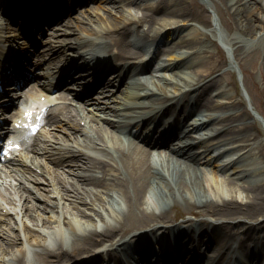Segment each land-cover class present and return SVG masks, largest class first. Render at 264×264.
Returning a JSON list of instances; mask_svg holds the SVG:
<instances>
[{
	"label": "bare ground",
	"instance_id": "6f19581e",
	"mask_svg": "<svg viewBox=\"0 0 264 264\" xmlns=\"http://www.w3.org/2000/svg\"><path fill=\"white\" fill-rule=\"evenodd\" d=\"M109 1L119 3L110 20L93 10L90 17H76L75 22H67L69 30H63L64 36L48 42V49L64 55L66 48L73 47L81 60L88 61L91 56L89 65L94 59L107 56L123 62L120 66L129 70L128 79H123L120 88H117L119 72L113 78L105 76L99 97L92 101L100 110L96 115L102 117L104 124L118 125L121 115L133 116L141 124L142 119L150 118L147 113L154 110L159 117L171 113L174 126L176 123L186 127L180 130L172 148L159 149L154 158L134 139L123 140L104 124H91V117L85 111L57 114L53 128L65 131L60 125L63 120L73 141L64 145L65 141L55 130L52 134L59 145L49 142L48 147L71 166L67 168L69 175L63 174L62 179L50 175L48 183L53 189L45 188L47 192H40V198L30 191L27 179L31 177L26 173L28 177L21 173L25 179L19 175L13 186L9 183L3 187L4 181H0V264H66L81 256H84L83 264H94L98 259L116 258L119 251L131 245L136 248L148 238L174 240L178 243L175 245H184L188 253L180 254L178 246L171 245L156 254L159 259L171 260V264H210L214 259L224 261L226 257H229L226 264H244L243 260L232 258L237 247L245 248L249 260L260 263L264 260L258 247L264 245V175L261 176L264 141L261 139L260 146L253 140L261 131L255 118L244 109L236 90L217 83L215 76L208 77L212 69L200 74L193 68L187 70L198 55L210 48L205 42L214 41V30L204 33L188 22L193 16L185 0L146 3L147 9L163 7L161 16L176 18L156 17L151 13L136 15L139 5L133 4L135 0H97V4ZM222 1L224 12L234 16L233 21L225 19L228 28L225 39L233 52L239 55L258 43L264 52V0ZM22 11L27 15L26 9ZM199 20L209 24L203 17ZM0 22L7 27L2 16ZM181 26L184 34H177L172 41L168 63L156 61L158 68L173 63V72L165 74L156 69L160 74L149 71L148 75L135 76L142 65L130 63L129 58L135 54L132 45H140L148 36L159 33L170 37L171 31ZM95 46L103 51L97 53ZM153 54L154 51L150 57ZM138 56L141 57L137 61L146 59L142 54ZM218 108H223L219 111L225 118L220 113L208 112ZM192 109L196 111L189 114ZM191 116L200 124L195 127L203 128L205 122L211 132L190 134L194 126L187 119ZM160 129L159 137H162L171 130L170 124L163 123ZM166 140L162 137L160 143ZM233 142L238 144L232 145L236 152L231 154L229 164H220L219 158L225 152L220 148ZM253 154L260 155L263 161L257 168L247 162ZM209 165L213 168L212 175L207 174ZM220 165L231 167L233 172L220 173ZM242 192L244 197L239 198ZM54 206L55 213L45 215ZM177 206L188 210L193 217L174 220L171 211ZM46 217L57 219V223L62 219L56 232H45L38 226ZM95 219L103 225L98 227L101 223L97 224ZM231 228H239L244 237L238 234L239 230L230 232ZM200 246L207 247L205 255H200Z\"/></svg>",
	"mask_w": 264,
	"mask_h": 264
},
{
	"label": "rangeland",
	"instance_id": "374dc122",
	"mask_svg": "<svg viewBox=\"0 0 264 264\" xmlns=\"http://www.w3.org/2000/svg\"><path fill=\"white\" fill-rule=\"evenodd\" d=\"M187 6L192 10V18L188 20V22L192 23L194 27L199 30H202L204 33L208 32L210 29H213V39L214 41L209 42L206 41L205 44L208 45V50L201 55H198L195 58V65L192 67L196 73H204L212 69L211 74L208 77L215 76L217 78V83L224 84L228 88H234L236 93L241 97L244 105V109L255 118L258 129L261 131V135L257 136L253 143L255 145L261 146V139L264 141V127L262 121L260 122L257 115L254 112V109L259 111L262 116H264V65H263V57L264 52L260 43L253 45V47H248L244 51H242L239 55L233 52V48H231L226 41L225 37L227 35V24L225 23V19L234 20V16L232 14H227L224 12V2L222 0H185ZM98 8V7H97ZM96 9V8H95ZM100 12L104 14V18L106 20H110V15L113 12H116V7L113 5H107L105 8L98 9ZM111 10V11H109ZM154 14H162L161 10L163 9H153ZM140 12L142 10H139ZM168 17H173V15H168ZM200 17H203L209 21V24H205L199 20ZM157 25V23H155ZM181 32V29H175L173 35H171L169 41L173 40L177 34ZM201 36V35H200ZM203 38V37H201ZM202 39H200L201 41ZM167 43L165 42V47ZM198 46V45H197ZM164 47V46H163ZM164 47V48H165ZM164 58L167 57V53L163 54ZM192 71V70H191ZM215 87V85H213ZM205 96L207 98L210 97L206 92ZM211 98H216L212 97ZM220 109L217 111L215 109H211L213 113H220ZM224 112V111H221ZM221 114V113H220ZM219 116H222L219 115ZM220 117H218L219 120ZM225 118V116H222ZM264 118V117H263ZM224 119H221L223 121ZM237 142H233L231 145H224L225 147H229V150L234 151L232 145H237ZM264 152V148L262 149ZM230 151V152H232ZM255 151V150H254ZM253 158L247 160V162L253 167L257 168L262 165L263 161L256 154H253ZM229 159L226 158V162L228 163ZM212 170V169H211ZM231 171V168H230ZM229 173V172H226ZM212 175V172H210ZM261 176L264 173L261 171ZM258 176H256L257 178ZM248 178V177H246ZM255 178V177H254ZM251 183V182H250ZM244 193L239 196L242 198ZM39 201V200H37ZM106 208L109 207V204H105ZM61 207V205H60ZM54 206L51 212H45V215H49L50 213H55ZM105 208V209H106ZM90 209V208H88ZM171 213H173L174 220L179 221L182 218L191 215L188 210L182 209L180 206L173 207ZM106 215V214H104ZM45 218V217H44ZM108 220H111L109 217H104ZM62 220V219H61ZM61 220L58 222L60 223ZM96 221V219H95ZM97 224L101 223L96 221ZM57 219L51 220L46 217L45 220L40 221L38 226L45 229V232L51 231L56 232L60 227H57ZM103 223L99 224L98 227L102 226ZM61 226V224H60ZM43 229V230H44ZM239 228H231L230 232L233 230L238 231ZM18 244V242L16 243ZM264 252V247L260 248ZM26 255H30V253H26ZM264 256V254H263ZM84 259V256L76 258V260L81 261ZM264 259V258H263ZM75 259L72 262L76 261Z\"/></svg>",
	"mask_w": 264,
	"mask_h": 264
}]
</instances>
